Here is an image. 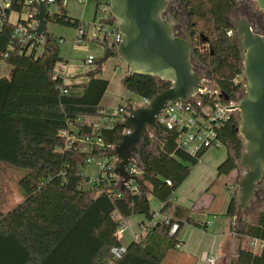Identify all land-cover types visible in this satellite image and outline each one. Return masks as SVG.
I'll return each mask as SVG.
<instances>
[{
  "label": "trees",
  "instance_id": "16d2710c",
  "mask_svg": "<svg viewBox=\"0 0 264 264\" xmlns=\"http://www.w3.org/2000/svg\"><path fill=\"white\" fill-rule=\"evenodd\" d=\"M180 2L189 29L196 36L194 46L200 61L213 75L217 87L235 96L237 88L232 81L243 71L238 39L227 34L234 28L230 15L235 0ZM24 3L25 0H15L7 18L12 13L21 14ZM58 8L48 23L75 29L82 25L68 15L63 3ZM17 22L25 23L20 17ZM28 22L33 24L32 20ZM15 28L16 23L9 19L0 25V63L13 68L10 78H0V162L23 170L18 184L23 201L8 213L0 211V264H167L169 254H180L178 235L185 225L209 230L207 222L194 218L203 210L174 204L176 192L191 169L209 152L195 157L183 152L177 147L178 135L173 131H163V140L157 145L146 136L142 146L134 150L143 171L140 194L118 197L115 181L96 185L98 191L95 186L86 189L89 178L82 169L87 161L107 157L109 146L116 145L126 131L119 121L99 131L93 124L79 123L86 118H102L101 103L109 81L98 78L102 66L97 64L95 70L75 76L88 78L87 84H67L65 77L55 72L57 64L63 62L61 41L49 33L48 43L31 49L14 37ZM204 39L206 47L202 48ZM123 84L128 92L150 101L170 87L149 76H126ZM72 89L82 90V94L72 95ZM238 124L236 120L229 122L219 134L233 154L218 167V176H230L239 170L243 143L235 132ZM79 139L93 143L88 151L80 149ZM98 139L104 148L96 144ZM148 195L170 223L158 222L144 238L126 245L121 259L114 260L112 250L123 245L118 233L124 222L133 216H142L145 222L154 219L156 211ZM236 204L234 195L225 214L232 220ZM255 216L252 223L242 219L240 227H231L236 237L264 242V210ZM175 223L178 231L171 236ZM227 264H264V249L257 254L239 248L236 260L227 259Z\"/></svg>",
  "mask_w": 264,
  "mask_h": 264
},
{
  "label": "water",
  "instance_id": "95a60500",
  "mask_svg": "<svg viewBox=\"0 0 264 264\" xmlns=\"http://www.w3.org/2000/svg\"><path fill=\"white\" fill-rule=\"evenodd\" d=\"M264 14V0H253ZM180 0H109L110 13L118 24L122 41L116 49L106 48L97 61L101 67L111 57H118L128 66L127 77L149 76L170 84L148 105L135 107L127 103L121 126L130 130L123 134L111 154L118 160L114 174L119 178L122 193H129L126 185L140 179L132 177L127 168L134 150L141 147L147 130H153L155 145L163 140L158 116L169 103H185L200 86L201 65L196 54L191 31L184 30L179 37L176 27L181 21L168 12ZM61 4V0H57ZM36 28L32 33L49 42L48 21L51 16L47 0H37ZM243 62L245 94L239 101L240 120L236 132L243 150L238 161L242 171L236 192L235 223L240 222L256 200L258 191H264V36L253 32L252 25L243 18L234 27ZM206 41V40H204ZM208 84V83H206ZM227 100V95L224 94ZM229 107L226 109H234Z\"/></svg>",
  "mask_w": 264,
  "mask_h": 264
},
{
  "label": "built area",
  "instance_id": "2783aa9c",
  "mask_svg": "<svg viewBox=\"0 0 264 264\" xmlns=\"http://www.w3.org/2000/svg\"><path fill=\"white\" fill-rule=\"evenodd\" d=\"M98 5L96 9V16L91 23H82V25L77 29V38L79 41L83 42L84 38L88 36V31L91 32L93 41H97L101 44V47L105 51L106 48L116 49L122 41V35L119 32L118 24L114 20L112 14L110 13V3L109 0H91ZM15 0H0V25L9 19L7 18V12L11 10L14 5ZM37 0H25V8L21 14L18 15L25 23L16 22V28L14 31V37L19 39L24 45H29V48L33 49L37 45L44 44L45 40L43 38L36 37L29 31H33L36 28L35 14L36 8L34 3ZM48 5L57 4V0H47ZM64 0H61L63 3ZM32 20L33 24H30L28 21ZM18 21V20H17ZM27 25V26H25ZM228 36L232 37L235 32L230 30ZM86 67L89 70H95L97 68V58L93 55H90L85 61ZM200 72V86L203 89L199 88L197 93L192 96L185 103H169L165 109L158 116V124L163 131H173L176 132L177 137V147L183 152L189 154L192 157L197 156L201 153H208L211 150L219 149L222 146H225L219 139V134L223 127L229 122L240 120V110H239V101L245 94V77L242 73L236 75L232 81V85L237 88L235 91V96H230L229 94L220 90L217 87L211 72L206 69ZM60 75V74H57ZM61 76V75H60ZM208 83V84H206ZM234 89V88H233ZM64 94H67V91L64 90ZM224 94L227 95L228 99L224 98ZM144 106L148 105L150 100L144 99ZM127 103H121L115 109L111 111L102 110L100 114L102 118V124L97 123L93 124L94 129L99 131L104 128H111L112 125L119 121L122 122V116L126 112ZM229 107H235L234 109H226ZM125 108V109H124ZM81 123V120L79 121ZM130 130L126 129L123 134H129ZM68 136V133H63ZM122 134V135H123ZM148 137L151 141H156L155 134L153 130H147L145 137ZM69 139V137H68ZM70 140V139H69ZM73 141H76L73 139ZM79 144L83 142L88 143L92 146L90 140H78ZM96 144L101 148H104L101 140H97ZM90 146V147H91ZM115 145L109 146L108 156L105 158H90L87 163H95L99 167V173L96 178H89V184L92 187L96 185L107 184L111 181H115L114 186L118 187L119 194L118 197H122L127 193H122L120 190L119 178L114 174V169L118 163V160L111 154ZM226 147V146H225ZM82 151H88V149L80 148ZM129 174L133 177L141 179L143 174L142 168L140 166L139 160L137 157L133 156L128 168ZM83 174V172H82ZM171 186L170 182H167ZM126 189L129 191L128 194H140V186L135 180L130 181L126 185ZM96 190H100L96 187ZM160 210V208H159ZM156 211L154 219L149 222L141 223L140 233L137 234L134 240H140L144 238L149 231L154 228L158 222H166L169 224V219ZM237 226L233 220V225ZM126 221L124 225L119 230L118 236L121 240L126 230ZM178 231V225L175 223L171 226L170 235L173 236ZM232 233L236 235L234 229ZM259 243L260 247H264V242L254 240ZM256 246V244H253ZM181 245L177 246V249H180ZM126 253V246L117 247L112 250V255L114 260L121 259L122 256ZM207 264H216L217 259L215 255L210 254L206 258Z\"/></svg>",
  "mask_w": 264,
  "mask_h": 264
},
{
  "label": "rangeland",
  "instance_id": "374dc122",
  "mask_svg": "<svg viewBox=\"0 0 264 264\" xmlns=\"http://www.w3.org/2000/svg\"><path fill=\"white\" fill-rule=\"evenodd\" d=\"M65 1L66 6L70 8L71 4L69 1L71 0ZM77 6L79 8L78 11L82 13V23H91L94 19V12L96 7L95 2L86 0L85 4L82 3ZM255 8H257V4H255ZM58 9V5H52L50 7L51 14L56 13ZM16 16L17 15H14L12 17V20H14ZM261 20L262 25L259 28L260 30H264V19L261 18ZM48 27L51 34H53L57 38V40L61 41L60 56L65 61H67L65 63H59V65H57L56 68L58 69V74H62L59 71L61 69L63 70V72L68 73L70 76L81 73L83 71L86 73L87 67L84 61L90 55L95 56L97 59H100L102 57L104 50L100 45L93 41L91 30L88 31L87 40L81 42L77 38V29L75 28L60 26L53 23H49ZM41 52L42 47H39L38 54L40 55ZM69 65L70 68L66 70V67H68ZM12 73L13 68L11 66L2 62L0 63V78H10L12 76ZM127 74L128 66L118 57H111L105 63H103L101 72L99 73L98 77L107 80L110 83L109 88L102 100L103 105L107 106V110L115 109L122 102L131 103L135 107L144 106V101L142 98L128 92L124 87L123 80L127 76ZM71 94L79 96L81 94V91H79V89H72ZM81 122H85L88 124H102V121L98 120L97 118H87L85 119V121L81 120ZM71 129L75 130L74 127H71ZM82 145L83 144L80 143V148H82ZM226 156H228V147L225 146L209 151V154L203 157L202 161L196 167L191 169L190 175L176 192V197H178L177 199L184 197L186 200V204L188 205L190 203L189 200L197 201L200 199L202 194L206 195L205 193H207L209 197L205 201L209 202L210 200L212 202L211 211H217V214L222 213L224 210V206L233 197V194L236 196V192L238 191V182L242 175V171L239 169L238 171L233 172L230 176H218V166L222 161H224ZM99 170V167L96 166L95 163H87L83 167L82 172L85 177L93 179L98 176ZM23 173L24 172L21 169L0 162V211L4 214L14 209L23 201L18 187ZM205 182L206 185H204L205 187L201 196L199 195L198 197H196L195 191L202 183ZM91 187L92 186L89 183L85 184L86 189H90ZM209 187L210 189H208ZM148 198L150 200L151 206L154 207L156 204L155 199L150 195H148ZM262 210H264V199H258L251 205L250 209L247 210L248 212H245V216L242 219H248V221L252 223L256 219L255 215ZM217 214H211L207 217L202 218V214H195L194 218L199 221H210L208 222V226L209 224L211 226V222H217V224L219 223V225H222V222L219 220L221 217H219V215ZM216 230L217 226L216 228H214V230H210V233H213V231L215 232ZM123 236L124 235H120V237L122 238ZM167 264L170 263L167 261ZM216 264H218V262ZM219 264H227V260L221 261L219 262Z\"/></svg>",
  "mask_w": 264,
  "mask_h": 264
},
{
  "label": "crops",
  "instance_id": "0c3cea01",
  "mask_svg": "<svg viewBox=\"0 0 264 264\" xmlns=\"http://www.w3.org/2000/svg\"><path fill=\"white\" fill-rule=\"evenodd\" d=\"M85 1L86 0H71V1H69L71 4L70 8H68L66 6L65 0H64L63 4L67 10L68 15L71 18L76 19V20H80L82 22V20H81L82 13L78 11L79 8L77 5H80L82 3L85 4ZM56 5H58V4H56ZM14 15H17V14L12 13L10 15V21L12 23H16L18 20V15L15 17L14 20H12V17ZM95 16H96V7H95V12H94V18H95ZM48 25H49V23H48ZM48 32L51 33L49 30V27H48ZM98 60L99 59H97V61ZM65 62H67V61H65L63 59L62 63H65ZM57 65H59V64H57ZM68 68H70V65L68 67H66V70ZM57 71H58V69L56 68L55 69L56 74H58ZM59 71L62 73V74H60V73L59 74L62 77H65V82L69 85L87 84L88 83V78H86V77L75 78V76H77V75L85 74L84 71L81 73H77L75 75H71V76L68 73L63 72L62 69ZM87 71H88V69H87ZM98 78H100V77H98ZM79 91H81V94H82V90H79ZM122 103H124V102H122ZM101 106L104 108V110L111 111V110H107L108 109L107 106L103 105V103H101ZM97 119L100 120V118H97ZM83 120L85 121V119H83ZM89 124H94V123H89ZM90 146L91 145H89L88 143L83 142V148L88 149V148H90ZM228 156H229V151H228ZM228 156H226L224 161L227 159ZM224 161H222L220 163V165ZM204 185H206V182L202 183L200 185L201 188L199 186V188H198L199 190L197 189L198 191L197 190L195 191L196 197H198L199 195L201 196L203 189L205 187ZM208 189H210V187ZM205 194L206 195L202 194L200 199L197 201L189 200L190 203L188 205L186 204V200L184 197L177 199L178 197L175 196L174 204L180 205L183 207H187V208L194 206L195 211L196 210H200V211L203 210L202 211L203 214L201 215V218L207 217L211 214L212 215L217 214L218 213L217 211H213V210L211 211V203L212 202L210 200H209V202L205 201L209 197L207 193H205ZM233 197H234V194H233ZM229 201H228V203H229ZM194 203H196V204L194 205ZM228 203L226 205H228ZM226 205L224 206L223 212L217 214V215H219V217H221L219 220L222 222V225H219V223L217 224V222L216 223L211 222V226L209 224L210 227H209L208 231H203V230L195 228L193 226L185 225L184 228L181 230V232L178 235V240L181 242V247L179 249L180 254L175 255V256H172L171 254H169L168 257L166 258V261H168L170 264H207V262H206L207 255L213 253V255H215L217 262L219 264V262L225 261L227 259H229L231 262L235 261L236 260V252L239 248L249 250V251H253L257 254L260 253L264 249V247H260L259 243L257 241L251 240V239L246 238V237L238 238V237H236V235H234L232 233L231 226L233 225V220L225 216L226 208H227ZM152 208L155 211H158L160 206L156 202L155 206ZM246 220L248 221V219H246ZM143 222H145V219L142 216H133L130 219L126 220V227L127 228L125 230V233L123 234L124 235L123 238H121L124 246L128 245L131 241H133L135 236L140 233L139 226ZM208 222H210V221H207V223ZM248 222H250V221H248ZM216 226H217V230L215 232L213 231V233H210V230H214V228H216ZM253 244H256V246H253Z\"/></svg>",
  "mask_w": 264,
  "mask_h": 264
},
{
  "label": "flooded vegetation",
  "instance_id": "af4514ba",
  "mask_svg": "<svg viewBox=\"0 0 264 264\" xmlns=\"http://www.w3.org/2000/svg\"><path fill=\"white\" fill-rule=\"evenodd\" d=\"M235 3H236L235 8L230 15V19L233 23V26L235 27L237 22H240L243 18H245L252 25L254 33L264 36V30L262 29L260 30L259 28L262 25L261 18L264 19V14L259 10L258 6L257 8H255V4L257 3H255L253 0H235ZM168 12L175 15V17L181 21L180 25L177 26L175 29L179 37H184V30L188 29L190 31V29H189V20L184 11V7L181 5V2L174 3L169 8ZM204 40H203L202 48L206 47V45L204 44L206 41ZM195 41H196V36H193V42ZM198 48L201 49L200 47ZM195 69L200 73L202 70H206L208 68L205 67L203 64H201V65H195ZM235 132H236V129H235ZM238 136L240 137L239 134ZM228 151H229V154L230 153L233 154L231 148H229ZM262 183L264 185V179ZM258 199L259 200L264 199V191L261 190L257 192L255 201H257Z\"/></svg>",
  "mask_w": 264,
  "mask_h": 264
}]
</instances>
